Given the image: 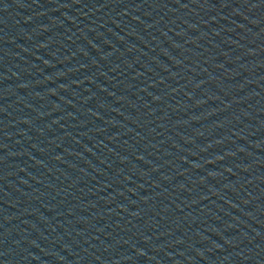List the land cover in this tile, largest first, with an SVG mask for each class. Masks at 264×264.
Returning a JSON list of instances; mask_svg holds the SVG:
<instances>
[{"label":"water","instance_id":"water-1","mask_svg":"<svg viewBox=\"0 0 264 264\" xmlns=\"http://www.w3.org/2000/svg\"><path fill=\"white\" fill-rule=\"evenodd\" d=\"M0 264H264V0H0Z\"/></svg>","mask_w":264,"mask_h":264}]
</instances>
